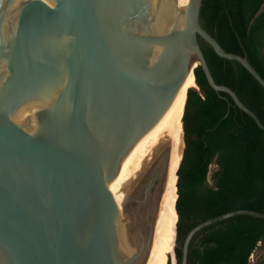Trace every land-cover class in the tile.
<instances>
[{"label":"water","instance_id":"obj_1","mask_svg":"<svg viewBox=\"0 0 264 264\" xmlns=\"http://www.w3.org/2000/svg\"><path fill=\"white\" fill-rule=\"evenodd\" d=\"M202 1L189 0L183 23L176 0H0V264H144L150 242L131 257L121 249L108 181L190 69L200 65L210 86L264 129L214 79L200 38L264 87L249 59L202 24ZM167 162L137 206L150 241L145 203ZM237 214L264 217L241 208L199 222L184 238L181 264L196 232Z\"/></svg>","mask_w":264,"mask_h":264},{"label":"trees","instance_id":"obj_2","mask_svg":"<svg viewBox=\"0 0 264 264\" xmlns=\"http://www.w3.org/2000/svg\"><path fill=\"white\" fill-rule=\"evenodd\" d=\"M200 20L264 77V0H203ZM200 42L214 79L264 122V87L241 63ZM194 72L200 90L187 92L177 170V264L186 234L199 222L241 208L264 212V129L227 92L211 87L200 65ZM187 264H264V217L237 214L202 228L191 239Z\"/></svg>","mask_w":264,"mask_h":264},{"label":"bare ground","instance_id":"obj_3","mask_svg":"<svg viewBox=\"0 0 264 264\" xmlns=\"http://www.w3.org/2000/svg\"><path fill=\"white\" fill-rule=\"evenodd\" d=\"M176 3L180 9L184 23L189 0H176ZM192 87L197 88L193 68L184 77L181 87L173 101L158 121L134 143L122 160L116 176L108 181V188L114 197L118 209L117 232L120 246L129 252H133L129 247V245L133 246V243L131 244L132 239L128 237L123 220L126 219V215H133L137 219L143 217L145 212L141 211L134 203L135 201L140 202L142 200L143 191L148 184L141 193L139 192L131 196L132 199L130 202L129 196L135 188V185L150 169L164 148L170 144V154L168 156L167 173L165 176L166 187L164 188L165 191L162 194L163 196H161L157 210L154 213L152 241L146 264H167L169 254L175 257L174 245L176 241V221L178 218L175 209L177 199V170L182 159L184 148L183 115L187 92ZM156 173L154 172L153 175ZM145 204L150 210L149 213H152L154 211L153 203L149 196H147ZM147 228L148 225L146 222H142V230L144 233H146Z\"/></svg>","mask_w":264,"mask_h":264},{"label":"rangeland","instance_id":"obj_4","mask_svg":"<svg viewBox=\"0 0 264 264\" xmlns=\"http://www.w3.org/2000/svg\"><path fill=\"white\" fill-rule=\"evenodd\" d=\"M169 154H170V144H168L164 148V150L158 156V158L154 161V163L152 164L150 169L144 174V176L135 185V188L133 189V191L131 192V195L129 196V202L132 199L131 196H134V195H136L139 192L141 193L142 190H144L145 186L148 184V181H149L150 177L153 175V173L154 172L156 173L157 171H159L161 165L163 163L164 164L166 163L167 157L169 156ZM215 167H216L215 165H212V170H214ZM166 173H167V169H166V171L165 170L162 171L160 176H158L156 178V180L154 182V185L151 188L152 194L149 195V198L151 199L152 203H154L156 206H158V204H159V202L161 200V196H163L162 194L165 191L164 188L166 187V180H165L166 179V177H165ZM136 202H137V204H136ZM134 205L138 206L139 202L135 201ZM141 210L145 212V210H143V209H141ZM149 217L152 218V219L154 218L153 212L149 214ZM123 222L125 223L128 237L130 239H132L131 244L133 243V246L129 245V247L131 248V250H133V252H129L128 250L123 249L121 247V249L124 251L126 256L131 257V256L139 254L141 252L142 248H143L142 246H143L144 242L147 243V244H149V242H150V245H151L152 238H151V241H150L149 240L148 231H146V233H144L143 230H142V222H146V224H149V220L146 219L145 214L140 219H137L133 215L132 216L131 215L130 216L126 215V219H124ZM130 239H129V242H130ZM176 244H177V240L175 241L174 249L176 247ZM149 250H150V248H149ZM149 250L148 251L146 250L144 252L145 253L144 257L145 258L142 260V261H144L143 262L144 264H146V261L148 259ZM168 260L171 261V264H177L176 253H175V257L172 254H169L168 255Z\"/></svg>","mask_w":264,"mask_h":264}]
</instances>
